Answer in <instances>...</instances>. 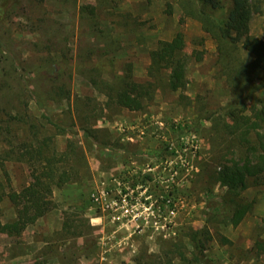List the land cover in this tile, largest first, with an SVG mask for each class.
I'll list each match as a JSON object with an SVG mask.
<instances>
[{
  "label": "rangeland",
  "instance_id": "1",
  "mask_svg": "<svg viewBox=\"0 0 264 264\" xmlns=\"http://www.w3.org/2000/svg\"><path fill=\"white\" fill-rule=\"evenodd\" d=\"M258 1L250 33L264 39ZM230 6L221 0L206 10L221 18ZM182 7L183 0H21L9 10L0 25L2 222L17 214L7 193L30 181L29 165L17 158L24 140L46 139L47 153L62 155L56 172L69 178L53 185L52 209L21 234L0 232V264H149L156 256L195 264L181 253L192 258L189 233L204 225L209 264H264L256 248L264 241V178L233 194L213 177L245 146L228 132L231 120L219 117L235 93L216 40ZM178 31L187 84L172 90L169 71L151 68L150 54ZM239 53L245 63L253 59ZM113 67L152 83L142 109L106 94L100 78ZM54 82L62 91L48 94ZM255 95L264 98V86ZM124 194L129 212L126 203L113 205ZM226 203L251 208L233 225Z\"/></svg>",
  "mask_w": 264,
  "mask_h": 264
},
{
  "label": "trees",
  "instance_id": "2",
  "mask_svg": "<svg viewBox=\"0 0 264 264\" xmlns=\"http://www.w3.org/2000/svg\"><path fill=\"white\" fill-rule=\"evenodd\" d=\"M230 1L227 14L221 18L212 17L206 10L207 7H219L221 0H183L182 9L186 15L199 20L203 29L216 40L222 73L235 93L233 100L222 107L219 117L222 114L231 120L228 132L245 146V153L223 162L219 169H215L213 177L228 192L238 194L249 185L251 178L256 182L264 178V98L255 95L264 86V39L250 33L253 15L260 11L259 1ZM20 2L21 0H0V25L6 15L8 16L9 10ZM183 45L184 35L178 31L170 40L161 41L150 54L151 68L169 71L168 83L172 90L184 88L187 84L188 59L182 53ZM241 48L253 56L251 61L245 63L241 59ZM109 61L113 63L114 59ZM108 74V78L101 77L100 82H103V88H106L105 92L111 100L129 110H140L144 107L145 98L151 96L152 83H137L130 74H121L115 67ZM91 80L94 83L99 82L96 78ZM45 90L48 94L56 93L58 90L62 91V86L54 82L47 84ZM243 92L244 97L250 101L249 106L245 104ZM83 130L86 137L91 134L89 129ZM40 140L27 139L17 145L20 147L17 158L30 167V181L19 191L11 190L7 193L17 214L7 222H2L0 215V232L8 235L21 234L28 225L52 209L53 201L50 196L53 185H59L69 178L66 171L57 173V163L62 155L47 153L48 141ZM226 205L229 208V222L233 225L239 224L251 208L249 203H237L233 207L229 203ZM211 238L210 230L205 225L191 230L189 244L193 247V256L188 258L181 253L182 259L193 260L195 264H209L204 253ZM256 248L257 252L264 253V241H257ZM149 264L171 262H164L156 256Z\"/></svg>",
  "mask_w": 264,
  "mask_h": 264
},
{
  "label": "built area",
  "instance_id": "3",
  "mask_svg": "<svg viewBox=\"0 0 264 264\" xmlns=\"http://www.w3.org/2000/svg\"><path fill=\"white\" fill-rule=\"evenodd\" d=\"M94 199L98 200L99 197L94 195ZM119 201L122 202L123 204H125V203L128 204V205H125V211L126 212H129L132 209V207H130V205H129L130 204L129 203L130 199H129V196L127 194H124V196L120 195L119 199H114L113 200V205H118ZM128 214L133 215V219L138 217V214H135V213H131L130 212Z\"/></svg>",
  "mask_w": 264,
  "mask_h": 264
}]
</instances>
